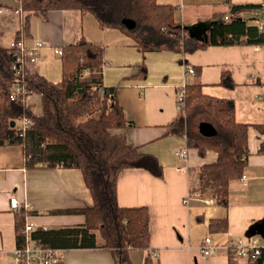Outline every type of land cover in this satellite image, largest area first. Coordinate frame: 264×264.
Instances as JSON below:
<instances>
[{
  "label": "crops",
  "instance_id": "0c3cea01",
  "mask_svg": "<svg viewBox=\"0 0 264 264\" xmlns=\"http://www.w3.org/2000/svg\"><path fill=\"white\" fill-rule=\"evenodd\" d=\"M0 1L7 4V0ZM157 1L174 5L176 19L189 27L199 22L208 24L215 12L225 10L227 0ZM231 1L264 3V0ZM11 6H19V2ZM243 16L251 20L255 13L247 11ZM5 17L18 20L23 18V12L10 10ZM81 36L104 48V83L116 88L117 100L131 122L116 132H123L143 152L157 156L163 166L162 176H155L143 168L124 169L117 184L121 206L149 208L150 250L157 254L155 259L159 264H250L243 257L231 256L229 246L240 237L262 236L264 243V236L257 230L264 220V153L260 151L264 132L254 127L255 124L264 125V45L210 46L186 54L169 50L143 52L121 30L103 28L92 13L78 9L51 10L45 17L33 14L28 36L24 38L28 45L40 40L46 43L39 63L41 57L45 58L55 47L73 43ZM8 39L10 43L14 35L3 36L4 46L9 47ZM37 64L34 67L40 72ZM143 65L147 67L146 75L141 71ZM189 65L202 67L204 93L232 99L237 120L251 125L246 178L231 182L228 206L218 203L211 190L198 189L199 169L216 162L217 152L209 149L201 156L197 148L188 147L189 155L185 159L175 152L188 146L185 135L171 132L169 124L179 113L178 90L191 80L192 76L187 75ZM225 66L231 70L236 83L232 89L220 83ZM40 74L53 81L61 79L49 78L44 72ZM36 96L40 95H30L27 101L33 111ZM192 186L194 194L190 196ZM12 196L32 208H11ZM93 203L81 169L42 165L29 168L21 145H0V264L15 258L19 242L18 212H25L24 222L34 224V229L73 227L85 222L84 214H55L53 211L80 209ZM206 237H211L216 245L210 255L202 252ZM60 249L62 264H116L109 248ZM146 253L145 249H132L131 261L132 257L139 261L142 256L144 264Z\"/></svg>",
  "mask_w": 264,
  "mask_h": 264
},
{
  "label": "trees",
  "instance_id": "16d2710c",
  "mask_svg": "<svg viewBox=\"0 0 264 264\" xmlns=\"http://www.w3.org/2000/svg\"><path fill=\"white\" fill-rule=\"evenodd\" d=\"M2 8L23 12L21 28L27 31L33 14L45 17L57 9L90 12L101 27L121 30L143 52L169 50L186 54L210 46L264 45V29L259 28L257 20L261 4H236L227 0L225 10L210 17L203 40L193 36L176 19L174 5L161 4L157 0H19V6L0 1ZM247 11L255 13L251 20L243 16ZM4 17L5 14H0V27ZM125 19L133 20L134 25H126ZM21 32L19 28L14 39H20ZM2 33L0 30V145H21L29 168L42 165L81 169L94 200L93 205L80 209L53 211L55 214L82 213L85 215L83 224L36 228L33 239L64 249L109 248L116 264H133L130 251L145 249L144 264H159L155 259L157 255L150 250L149 208L121 206L117 184L124 169L143 168L155 176H162L163 166L157 156L143 152L123 132H116L131 122L117 100L116 88L104 83V48L85 36L62 46L63 75L58 81L49 80L29 65L26 69L28 95L39 94L42 100V110L37 113L27 103L10 99L15 51L2 44ZM192 67L193 73H187L192 76L191 80L184 83L185 106L169 124L170 131L185 135L188 147L197 148L201 156L209 149L217 152L216 162L199 169L198 189L211 190L218 203L228 206L231 182L245 174L251 125L237 120L232 99L204 93L202 67ZM142 68L146 75L147 67L143 65ZM220 83L230 89L236 85L228 66L222 71ZM23 117L31 119L32 127L21 136L17 125ZM205 118L214 127V134L200 131V123L208 121ZM254 127L264 132V125L255 124ZM260 151L264 153V140ZM24 220L25 212H18L19 242ZM225 223L227 225V219ZM229 253L236 255L233 249ZM247 260L250 264H264V249L255 259Z\"/></svg>",
  "mask_w": 264,
  "mask_h": 264
},
{
  "label": "built area",
  "instance_id": "2783aa9c",
  "mask_svg": "<svg viewBox=\"0 0 264 264\" xmlns=\"http://www.w3.org/2000/svg\"><path fill=\"white\" fill-rule=\"evenodd\" d=\"M261 6L262 8L260 9V14L258 16V26L260 29H264V3H262ZM8 12H10L9 9H0V14H6ZM45 46L46 43L41 40L36 41L33 45H28L24 37L10 41L9 48L15 51V60L11 65L14 77V84L10 93V99L12 101L27 103L30 95H28L26 87V69L29 65L35 66L38 63L41 51ZM54 50L55 53H58L59 55H62L63 53L62 47H55ZM187 73H193V67L191 65L187 67ZM184 85L185 84L179 88L177 93L178 109H182L185 106ZM31 127V119L29 117H23L17 125V131L21 136H24ZM175 152L180 158L185 159L188 158L189 148L188 146H184ZM242 177L246 178V175L244 174ZM193 188L194 187L192 186L190 196L194 194ZM190 196L185 199V202L188 201ZM10 204L11 208L15 210H28L32 208V205L20 201L15 196L10 198ZM34 230V224L32 223L26 222L23 225L20 230L21 241L18 242L15 249V258L7 264H62V250L51 245L41 244L34 240L32 236ZM261 240L262 236H254L250 239L240 237L236 239L233 245L229 246V248H232L238 257L255 259L264 249V243H262ZM201 247L204 255H210L216 248V245L213 244L211 237H206Z\"/></svg>",
  "mask_w": 264,
  "mask_h": 264
},
{
  "label": "rangeland",
  "instance_id": "374dc122",
  "mask_svg": "<svg viewBox=\"0 0 264 264\" xmlns=\"http://www.w3.org/2000/svg\"><path fill=\"white\" fill-rule=\"evenodd\" d=\"M6 2L8 5H17L19 0H7ZM3 21H4V24L3 23L1 24L0 30H3L2 35L4 37L9 38L10 36H13L15 34L14 32H16L19 28L22 31L21 37H24V36L27 37L28 36V31L25 30V28H21L23 18H20L17 20V19H11L10 17L8 19L6 17H4ZM9 33H10V35H9ZM7 43H9V39L7 40ZM40 60L41 61L37 64L39 69H40V72H44V74L47 77L52 78V79L54 77H58V78L61 77L62 78L63 71H62V57H61V55H59L58 53H55V51L53 50V51H50L46 55L45 58L42 56ZM51 81H53V80H51ZM33 95H39V94H33ZM40 97L41 96L34 97L35 102H36V106L34 107V110L37 113H40L42 110V100ZM205 120H208L206 122L210 123L209 119L205 118ZM134 251H140V249H134ZM132 261H133V264H142V256H140L139 261H137L136 259L134 260V258L132 257Z\"/></svg>",
  "mask_w": 264,
  "mask_h": 264
},
{
  "label": "water",
  "instance_id": "95a60500",
  "mask_svg": "<svg viewBox=\"0 0 264 264\" xmlns=\"http://www.w3.org/2000/svg\"><path fill=\"white\" fill-rule=\"evenodd\" d=\"M124 22L128 26L134 25V21L131 19H125ZM209 26H210V23L207 24L205 22H199L187 28L193 36H196L197 38L203 40L207 36V30ZM199 128H200V131L204 134L211 135L215 133L214 127L212 126V124L208 122H201L199 125ZM257 230L259 233H261L264 236V220L258 224Z\"/></svg>",
  "mask_w": 264,
  "mask_h": 264
}]
</instances>
